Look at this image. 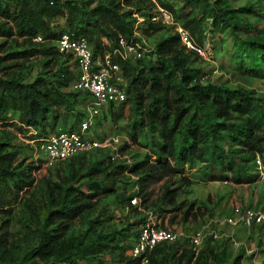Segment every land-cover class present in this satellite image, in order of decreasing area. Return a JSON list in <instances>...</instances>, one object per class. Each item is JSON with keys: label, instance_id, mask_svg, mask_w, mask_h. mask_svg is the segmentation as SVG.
I'll use <instances>...</instances> for the list:
<instances>
[{"label": "rangeland", "instance_id": "obj_1", "mask_svg": "<svg viewBox=\"0 0 264 264\" xmlns=\"http://www.w3.org/2000/svg\"><path fill=\"white\" fill-rule=\"evenodd\" d=\"M74 2L80 8L74 25H85L93 39L105 44L111 41L106 33L115 31L112 9L122 14L125 22L138 20L151 47L178 33L182 27L196 44L206 50L203 57L191 50L180 49L181 59L198 71L197 75H203L208 83L250 89L256 95L264 96V62L257 60L261 69L253 70V59H259L262 54L254 55L255 49L247 41L254 34L264 40V0ZM94 9H100L102 14L94 15ZM14 12L13 0H0V25L12 29L11 35L0 30V58L10 56L2 61V66L7 68L10 79L24 83L29 77L42 75L51 68L56 55L47 43L37 44L18 35ZM165 15L170 16L169 20ZM66 18L67 13L54 21L56 31L67 27ZM97 19L102 31L94 26ZM245 24L250 29H246ZM142 66L146 65L143 63L140 68ZM173 77L179 81L177 72ZM61 94L69 95V92L62 87L52 90L53 108L34 121L28 122L19 107L0 108V144L14 155L12 167L22 179L19 184L25 185L20 190L9 179L7 184L0 183V264H19L29 251L37 247L48 213L57 209L49 196L48 184L56 183L65 189L73 181V175L74 185L98 181L100 190L91 200L92 207L71 220L63 239L51 254L26 258L24 264H74L65 258L68 241L76 236L83 237L88 246L77 255V264H123L129 257V247L147 211L157 214L166 226L180 229L184 236L175 244L158 248L141 264H186L188 258L189 264L196 261L198 264H217L219 260L213 254L222 250L227 255L224 264L237 257L239 264H264V229L258 224L247 227L234 214L236 205L242 211L264 212V183L258 177L250 155L240 154L250 158L247 162H242L240 156H233V161L242 167L239 176L248 175V182H236L233 172L227 169L222 158V149L225 151L230 144L227 136L216 142L217 155L212 156L206 145H202L203 151L197 150L191 161L178 165L175 174L158 182L144 185L137 175L128 173L116 176L118 179L114 183L103 181L104 174L115 165H128L156 150L158 132L148 126L143 129L134 127L135 122L145 115V110L140 108L133 112L132 103L128 101L110 113L100 129L103 136L119 137L118 148L126 143L127 149L118 150L113 159L109 157V149H98L70 162L45 167L42 165L45 156L40 139L67 131L74 117L75 107H67ZM2 97L8 98L6 94L0 95ZM146 102L147 96L143 106ZM247 115L251 117V114ZM134 134L135 140L132 138ZM115 172L118 174L121 169L117 168ZM166 188L177 190L173 203L163 198ZM202 228L204 243L197 247L189 236ZM126 235V243L120 242Z\"/></svg>", "mask_w": 264, "mask_h": 264}, {"label": "trees", "instance_id": "obj_2", "mask_svg": "<svg viewBox=\"0 0 264 264\" xmlns=\"http://www.w3.org/2000/svg\"><path fill=\"white\" fill-rule=\"evenodd\" d=\"M13 3L15 4L13 20L16 23L18 35L32 40L37 35L43 36L45 42L36 43H47L49 49L56 55V60L54 65L42 75L31 76L28 81L21 83L16 79H10L6 72L7 68L2 66V61L10 59V56L0 58V95L8 96L6 100L3 97L0 98V108L19 107L28 122L34 121L39 115L51 111L55 104L51 91L62 87L69 92V95L61 94L62 100L67 107H75L74 117L68 128V130H73L82 119V113L76 110V106L84 100V97L81 93L70 90L74 73L68 65H65L66 60L56 51L51 43L52 40L63 32L74 33L76 36L81 35L92 45L95 54H99L106 49H113L120 37L136 39L134 35L136 20L125 22L123 15L112 9L110 13L114 18L116 32L106 33L111 41L105 44L103 41L93 39L91 31L85 25L84 27L74 25L76 15L80 11L74 0H13ZM92 12L94 15L102 14L100 9H94ZM65 13H67V27L56 31L54 27L57 24L54 21ZM81 16L86 17L85 14ZM85 21L89 24L88 20ZM94 26L102 31L98 19L95 20ZM244 26L250 29L247 24ZM0 30L4 34H12L11 27L0 25ZM139 31L142 36L146 37L145 31L142 32L140 26ZM252 37L247 41L255 49L254 55L257 56L258 52L262 54L259 59H253V70H258L261 67L257 60L264 62V40L260 39L257 34ZM154 48L153 58L145 57L134 62L119 60L127 79L126 101L116 106L110 105L107 112L98 119L97 125L101 127L110 117V113L130 101L133 112L140 108L145 110V115L140 117L138 123L135 122L134 127L143 129L144 126H148L151 130L155 129L158 132L160 137L155 142L156 150L153 154L133 161L130 165H115L112 170L104 174L102 180L114 183L118 179L116 176L128 173L137 175L139 182L144 185L158 182L175 174L178 165L185 163L186 160L191 161L192 155L197 150L203 151L202 145H206L205 147L212 156L217 155L216 142L227 136L230 144L225 151L224 148L222 149L224 152L222 158L226 162L227 169L233 172L236 182H243V180L248 182V175L244 174V178L239 176L243 172L242 167L239 162L233 161V156H240L243 153L255 159L257 155H260L264 160V129L262 128L264 96H258L250 89H232L221 83L206 82L203 75H197L198 71H194L188 66L186 60L181 59L180 49L190 50L181 43L178 33L154 44ZM143 63L146 66L140 68ZM175 72L179 75V81L174 80ZM145 96H147V102L143 106ZM247 114H251V117ZM132 138L135 140V134ZM127 147L125 143L120 146L119 151H124ZM109 157L112 159L111 155ZM240 159L242 162L250 160L249 157L243 155ZM13 162L14 155L0 144V183L7 184L9 179L15 187L21 190L25 185L19 184L22 179L12 167ZM117 168L121 169L118 174L115 172ZM75 181L73 175V181L65 189L56 183L48 184L49 196L57 209L48 213L39 244L26 254L23 261L36 255L42 257L51 254L55 245L63 239L71 220L92 207L91 200L100 190L98 181H86L74 185ZM176 195V189L166 188L163 192V198L170 203L175 201ZM51 225L54 227H50ZM260 226L264 229V223ZM137 235L138 232L136 237ZM125 240H127V235L120 242L126 243ZM68 243L65 260L77 264V255L85 251L88 246L84 243L83 237L78 236L73 237ZM171 244L156 246L146 254V258L148 259L150 254L156 252L158 248ZM131 246L132 244L129 250ZM213 255L219 260L217 264H224L227 259L224 250ZM72 257L74 258L71 259ZM23 261L19 264H24ZM189 262L190 258L187 259L186 264ZM123 264H141V258H133L129 255ZM194 264H198V261ZM229 264H239V258H234Z\"/></svg>", "mask_w": 264, "mask_h": 264}, {"label": "built area", "instance_id": "obj_3", "mask_svg": "<svg viewBox=\"0 0 264 264\" xmlns=\"http://www.w3.org/2000/svg\"><path fill=\"white\" fill-rule=\"evenodd\" d=\"M165 17L167 20L170 18L169 15ZM139 24L138 20L134 24L136 39L120 37L113 49H106L99 54H95L92 45L81 35L63 32L52 40L51 43L56 51L66 60L65 65H68L74 73L70 90L81 93L84 100L76 106V110L82 113V119L75 129L40 139L41 150L45 156L42 159L43 166L52 167L97 149H109L112 159L118 154L119 137L101 135V127L97 125V121L107 112L110 105L116 106L126 101L127 79L119 60L134 62L145 57L149 59L154 57L155 48L148 45L145 36L141 35ZM178 35L187 49L203 57L206 56L205 48L196 44L182 27H179ZM33 40L39 43L45 42L41 35L35 36ZM254 163L256 173L264 183L263 158L257 155ZM234 214L247 227L264 223V212L261 211H242L239 205H236ZM204 232L202 228L189 236L197 247L204 243ZM182 236L184 234L180 229L166 226L157 214L147 211L129 255L133 258H141L142 262L146 259V254L156 246L174 243Z\"/></svg>", "mask_w": 264, "mask_h": 264}]
</instances>
